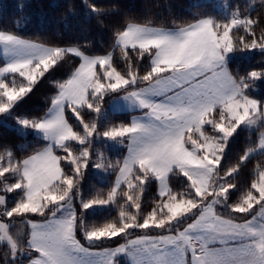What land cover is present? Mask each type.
I'll list each match as a JSON object with an SVG mask.
<instances>
[{
  "label": "snow or ice",
  "instance_id": "6c2138e0",
  "mask_svg": "<svg viewBox=\"0 0 264 264\" xmlns=\"http://www.w3.org/2000/svg\"><path fill=\"white\" fill-rule=\"evenodd\" d=\"M82 10L108 29L110 50L0 28V124L14 120L25 137L0 145V264H264V163L242 192L237 180L245 162L264 156V95L256 94L264 59L232 66L264 58V0L170 25L119 3L83 0ZM66 65L44 114H19ZM118 110L138 115L117 123ZM245 131L258 141L231 163ZM113 211L102 225L89 222Z\"/></svg>",
  "mask_w": 264,
  "mask_h": 264
},
{
  "label": "trees",
  "instance_id": "16d2710c",
  "mask_svg": "<svg viewBox=\"0 0 264 264\" xmlns=\"http://www.w3.org/2000/svg\"><path fill=\"white\" fill-rule=\"evenodd\" d=\"M82 2L83 0H0V28L18 30L26 38L40 39L52 43H75L77 40L83 42L86 39L97 52L110 50V32L106 28L102 29L97 26L95 20L88 22L84 19ZM98 2L105 5L119 3L124 12L130 15L140 18L150 17L155 23L163 21L170 25V22L176 18L191 20L194 13L216 14L217 5L221 3H231L233 5L239 3L243 5L246 2H251V0H199L200 7H192L194 0H98ZM258 2L259 0H257ZM20 4L24 6L23 9L18 7ZM73 9H75V15L72 12ZM114 19L122 22L124 17L122 14L109 17L107 22H112ZM16 20L20 21L18 29L14 25ZM262 59L264 58L256 55L251 59L238 60L232 66L248 68L258 65ZM66 68L67 65L34 88L33 92L24 98L17 112L22 115L42 116L50 103L48 97L53 93V81L64 78ZM256 94L258 96L264 95V86H261ZM130 119L131 115L129 113L116 112L114 122L118 123L120 120ZM14 124V120H9L7 126L0 124V145H21L25 142V137L14 130ZM258 136V132L255 134H250L247 131L242 132L232 146L231 163H236L244 151L251 144L258 141ZM27 139L32 140L34 138L29 136ZM17 155L22 156L23 153H17ZM258 162L264 163V156H254L242 165L241 174L237 178L241 192L250 184ZM114 179V176L110 177V180ZM89 183L90 185L94 184L95 188H107L108 186L106 183H100L95 178L91 179ZM172 183L176 188L183 187L180 180H173ZM95 188L92 189L93 192ZM156 191L157 189L153 187L149 193L145 194V199L151 202V198L156 195ZM253 208L257 212L259 209L258 204H254ZM117 214L116 211L99 213L90 217L89 222L102 225ZM25 227L17 218L15 228L24 230ZM113 240L123 242L119 238H113ZM102 246L109 247L115 246V244L106 242ZM3 252L4 247L0 245V256L3 255Z\"/></svg>",
  "mask_w": 264,
  "mask_h": 264
},
{
  "label": "crops",
  "instance_id": "0c3cea01",
  "mask_svg": "<svg viewBox=\"0 0 264 264\" xmlns=\"http://www.w3.org/2000/svg\"><path fill=\"white\" fill-rule=\"evenodd\" d=\"M117 112H118V113H119V112H120V113H123V112H124V113H129V114L131 115V118H132L133 115H138V113H134V112H131V111H120V110H118Z\"/></svg>",
  "mask_w": 264,
  "mask_h": 264
},
{
  "label": "rangeland",
  "instance_id": "374dc122",
  "mask_svg": "<svg viewBox=\"0 0 264 264\" xmlns=\"http://www.w3.org/2000/svg\"><path fill=\"white\" fill-rule=\"evenodd\" d=\"M218 1V0H217ZM221 2V1H220ZM219 2V3H220ZM224 3H221V4H219V5H217V7H219V6H221V5H223ZM26 38V37H25ZM30 39V38H29ZM0 59H1V62L0 63H2L3 62V58H2V56H0ZM254 205V204H253ZM260 211V208L258 209V211H257V213ZM109 247H114V246H109Z\"/></svg>",
  "mask_w": 264,
  "mask_h": 264
}]
</instances>
